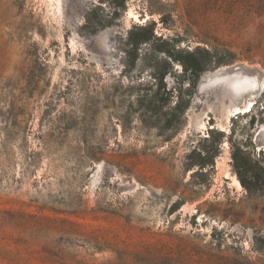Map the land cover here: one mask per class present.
Instances as JSON below:
<instances>
[{"label": "rangeland", "instance_id": "1", "mask_svg": "<svg viewBox=\"0 0 264 264\" xmlns=\"http://www.w3.org/2000/svg\"><path fill=\"white\" fill-rule=\"evenodd\" d=\"M144 25L158 40L131 69L124 37ZM176 35L226 63L200 53L164 130L134 98L168 64L167 88L182 80L157 51ZM232 66L264 76V0H0V264H264V177L235 163L264 166V89Z\"/></svg>", "mask_w": 264, "mask_h": 264}, {"label": "trees", "instance_id": "2", "mask_svg": "<svg viewBox=\"0 0 264 264\" xmlns=\"http://www.w3.org/2000/svg\"><path fill=\"white\" fill-rule=\"evenodd\" d=\"M153 40H158L154 35L153 29L151 27L144 26H135L131 28L124 37V46L126 47L125 55H127V66L133 69L136 65V62L139 60V50L140 47L144 44H149ZM187 37H180L176 35L175 38H172L168 41H162L161 47L157 49L158 52L164 53L169 59L170 62L179 63L182 67V80L177 82V87H174L173 90L168 89L166 82L164 81L167 75L175 78V74L172 72V67L168 68L161 73L159 76H154V83L152 85L147 84V86L141 88V94H136L134 101L139 108L143 109L145 112H150L154 116H164L166 117L164 130H169L173 117L184 116L185 110L189 106V100L182 99L180 93L187 92L188 96L191 95L192 90L195 88L197 80L200 75L206 70L207 66H204L200 53L203 52L210 58L208 68L212 69L217 68L219 65L226 63V60L223 58H216L215 49L212 51H207L201 49L199 46L195 48H190L189 50H182L179 47V44L187 41ZM184 83H187V86L184 88V91L181 92V87ZM152 86H155V90L147 93L151 90ZM179 86V87H178ZM179 89V91L177 90ZM173 91L177 92V99L174 103V106L170 108L169 102L172 97ZM165 109L164 112L162 110ZM141 122L144 124V120L141 119ZM90 159L96 160L94 157L89 156ZM237 163V169L250 170L254 168L259 175L264 177V166L256 165L247 160L246 158H241ZM199 168H204L207 163L202 160L196 162ZM251 172V171H250Z\"/></svg>", "mask_w": 264, "mask_h": 264}, {"label": "bare ground", "instance_id": "3", "mask_svg": "<svg viewBox=\"0 0 264 264\" xmlns=\"http://www.w3.org/2000/svg\"><path fill=\"white\" fill-rule=\"evenodd\" d=\"M56 1L59 2V0H56ZM129 16H132V13H129ZM219 73L230 74V75L240 74L241 78L238 84H239V87H241L244 91L253 90L256 88L257 86L256 80L253 79L251 75L256 76L258 81L260 82V87L256 91L264 89V76H262L260 73L257 74V72L253 69L243 67V66H232L226 72L220 71ZM253 107H254V99H252L251 97H248L241 106L235 105L232 100H229L228 104L222 105L221 113L224 119L228 120L231 114L244 115V114L250 113L253 110ZM231 185L236 190L241 189V186L237 180H232Z\"/></svg>", "mask_w": 264, "mask_h": 264}]
</instances>
